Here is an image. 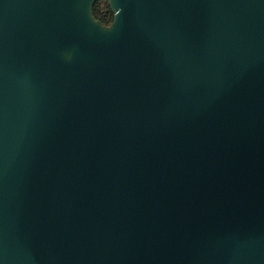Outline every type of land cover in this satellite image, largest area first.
I'll use <instances>...</instances> for the list:
<instances>
[{
    "label": "water",
    "instance_id": "obj_1",
    "mask_svg": "<svg viewBox=\"0 0 264 264\" xmlns=\"http://www.w3.org/2000/svg\"><path fill=\"white\" fill-rule=\"evenodd\" d=\"M0 0L3 264H264V0Z\"/></svg>",
    "mask_w": 264,
    "mask_h": 264
},
{
    "label": "trees",
    "instance_id": "obj_2",
    "mask_svg": "<svg viewBox=\"0 0 264 264\" xmlns=\"http://www.w3.org/2000/svg\"><path fill=\"white\" fill-rule=\"evenodd\" d=\"M103 0H98L94 8V16L99 20L103 25L109 26L113 22L114 16L110 11L108 0H105V4L102 5Z\"/></svg>",
    "mask_w": 264,
    "mask_h": 264
},
{
    "label": "rangeland",
    "instance_id": "obj_3",
    "mask_svg": "<svg viewBox=\"0 0 264 264\" xmlns=\"http://www.w3.org/2000/svg\"><path fill=\"white\" fill-rule=\"evenodd\" d=\"M104 4H105V0L102 1V5H104Z\"/></svg>",
    "mask_w": 264,
    "mask_h": 264
},
{
    "label": "snow or ice",
    "instance_id": "obj_4",
    "mask_svg": "<svg viewBox=\"0 0 264 264\" xmlns=\"http://www.w3.org/2000/svg\"><path fill=\"white\" fill-rule=\"evenodd\" d=\"M0 264H3V262H2V261H0Z\"/></svg>",
    "mask_w": 264,
    "mask_h": 264
}]
</instances>
